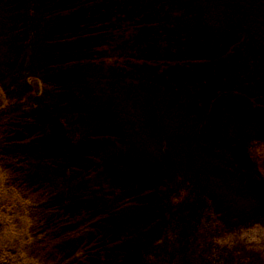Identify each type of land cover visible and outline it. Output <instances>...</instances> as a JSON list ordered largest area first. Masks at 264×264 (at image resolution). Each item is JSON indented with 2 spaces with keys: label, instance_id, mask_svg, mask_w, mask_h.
<instances>
[{
  "label": "trees",
  "instance_id": "16d2710c",
  "mask_svg": "<svg viewBox=\"0 0 264 264\" xmlns=\"http://www.w3.org/2000/svg\"><path fill=\"white\" fill-rule=\"evenodd\" d=\"M59 1L6 48L9 74L39 82L49 101L0 122V264H152L171 189L185 184L154 146L203 158L213 179L240 173L258 190L256 169L264 184L251 154L264 144V45L225 16L209 35L191 0ZM217 200L199 204L233 225Z\"/></svg>",
  "mask_w": 264,
  "mask_h": 264
},
{
  "label": "rangeland",
  "instance_id": "374dc122",
  "mask_svg": "<svg viewBox=\"0 0 264 264\" xmlns=\"http://www.w3.org/2000/svg\"><path fill=\"white\" fill-rule=\"evenodd\" d=\"M49 2L50 0H24L21 10L0 5V36L4 38L9 29L19 31V35H15L11 41H5L4 38V42L0 43V122L10 114H17L26 108L31 109L32 106L43 108L44 103L49 101V99L44 101L42 96L39 98L34 94L37 89H42L38 81L34 84L38 86L34 87L33 79H21L18 73L9 74L16 56L11 55V59L5 58L9 53L6 51L7 46L18 50V46L23 43L26 35L23 32L27 27L31 29L43 26L44 20L36 13L38 12L36 9L40 10ZM191 2L198 10L197 16L200 15L202 18V27L209 35L215 34L225 16L231 24H237L243 30L241 32L243 36L246 34L252 42H258V46L264 45V0H191ZM30 10H35L30 16L35 20L27 23L29 21L27 11L29 13ZM25 68L23 64V70ZM8 80L13 81L14 85L5 82ZM121 111L125 119H131L133 112L134 116L137 113L133 107L130 109L128 106H124ZM154 148L153 151L160 152L156 153L153 159L161 162V159L170 157L171 163L175 165L172 168L174 175L181 176L179 178L185 184L182 187L175 184L178 188L171 189L177 205L170 208L169 227L159 245L154 248L152 264H264V184L257 176V170L251 172L250 176L259 180L258 190L253 187L247 189L246 186H241V179L238 178L241 176L240 173H235L234 182L228 171L221 172L220 178L213 179L211 174L209 175L213 164L203 158L187 156L180 149L163 150L161 145ZM251 152L264 173V144H256ZM221 180L228 181L233 186L226 187ZM253 190L258 192L255 193ZM204 195L216 197L217 201L228 205L226 217L233 220L234 224H219L205 214L199 204L202 203L199 200ZM246 217L253 219L243 221ZM236 218H239V221Z\"/></svg>",
  "mask_w": 264,
  "mask_h": 264
}]
</instances>
